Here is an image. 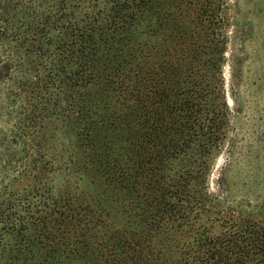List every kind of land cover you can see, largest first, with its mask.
<instances>
[{
	"label": "trees",
	"instance_id": "16d2710c",
	"mask_svg": "<svg viewBox=\"0 0 264 264\" xmlns=\"http://www.w3.org/2000/svg\"><path fill=\"white\" fill-rule=\"evenodd\" d=\"M199 1L0 0V81L18 108H39V148L49 130L52 143L49 161L43 153L20 162L18 179L83 167L104 191L135 192L145 226L108 232L99 244L81 224L82 209L67 199L51 198L44 186L6 187L0 264H100L101 250L113 253L106 264H153L149 229L177 219L175 209L193 198L182 156L199 138L198 108L208 104L193 65ZM210 108L216 140L221 105ZM205 164L197 161V186ZM219 239L211 246L228 241ZM241 239L263 245L264 232L241 226L234 240ZM259 258L264 263V251Z\"/></svg>",
	"mask_w": 264,
	"mask_h": 264
},
{
	"label": "rangeland",
	"instance_id": "374dc122",
	"mask_svg": "<svg viewBox=\"0 0 264 264\" xmlns=\"http://www.w3.org/2000/svg\"><path fill=\"white\" fill-rule=\"evenodd\" d=\"M195 14L193 65L208 104L198 108L195 125L202 130L182 156L193 198L175 209L177 219L166 218L157 232L151 227L152 239L146 244L153 264H264L259 258L264 244L234 240L241 226L264 232V0H200ZM3 84L0 81V192L44 186L51 198H65L82 209L81 224L99 244L108 239V232L127 226L145 231L135 192L104 191L83 167L65 165L46 169L37 180L18 179L20 162L39 160L43 153V160L52 157L50 130L39 148V108H18L17 97ZM217 100L223 133L214 140L210 107ZM197 161L206 162L204 184L199 186L194 179L199 175ZM125 204L132 205L130 215ZM217 238L228 241L223 247L211 246ZM101 254L100 264L113 255L106 250Z\"/></svg>",
	"mask_w": 264,
	"mask_h": 264
}]
</instances>
